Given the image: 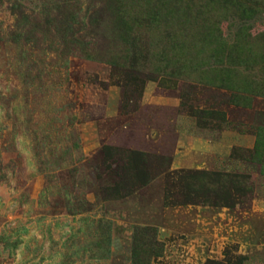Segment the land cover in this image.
Listing matches in <instances>:
<instances>
[{
	"label": "rangeland",
	"instance_id": "374dc122",
	"mask_svg": "<svg viewBox=\"0 0 264 264\" xmlns=\"http://www.w3.org/2000/svg\"><path fill=\"white\" fill-rule=\"evenodd\" d=\"M0 264H264V0H0Z\"/></svg>",
	"mask_w": 264,
	"mask_h": 264
}]
</instances>
